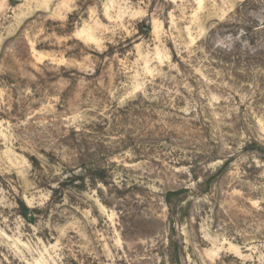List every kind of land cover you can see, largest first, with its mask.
Here are the masks:
<instances>
[{
    "label": "rangeland",
    "instance_id": "rangeland-1",
    "mask_svg": "<svg viewBox=\"0 0 264 264\" xmlns=\"http://www.w3.org/2000/svg\"><path fill=\"white\" fill-rule=\"evenodd\" d=\"M0 264H264V0H0Z\"/></svg>",
    "mask_w": 264,
    "mask_h": 264
},
{
    "label": "trees",
    "instance_id": "trees-1",
    "mask_svg": "<svg viewBox=\"0 0 264 264\" xmlns=\"http://www.w3.org/2000/svg\"><path fill=\"white\" fill-rule=\"evenodd\" d=\"M177 194H178V192H169V193H167V195H166V197H165V201L169 203L171 197H173V196H175V195H177Z\"/></svg>",
    "mask_w": 264,
    "mask_h": 264
}]
</instances>
